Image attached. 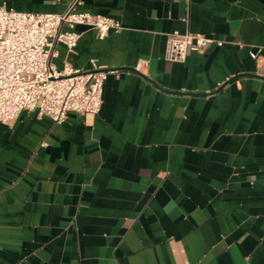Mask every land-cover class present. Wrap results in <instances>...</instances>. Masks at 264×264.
<instances>
[{
    "label": "crops",
    "instance_id": "1",
    "mask_svg": "<svg viewBox=\"0 0 264 264\" xmlns=\"http://www.w3.org/2000/svg\"><path fill=\"white\" fill-rule=\"evenodd\" d=\"M71 0H0L63 12ZM98 113L0 124V264H264V0H84ZM215 39L184 61L169 34ZM223 41L219 44L218 41ZM61 67L66 48L58 44Z\"/></svg>",
    "mask_w": 264,
    "mask_h": 264
},
{
    "label": "built area",
    "instance_id": "2",
    "mask_svg": "<svg viewBox=\"0 0 264 264\" xmlns=\"http://www.w3.org/2000/svg\"><path fill=\"white\" fill-rule=\"evenodd\" d=\"M84 0H71L63 12H30L0 4V124L13 123L24 109L36 110L55 123L66 121L70 112L98 113L103 104L104 84L118 70L98 65L92 69L72 64L86 25L106 38L123 28L121 20L77 7ZM215 39L203 33L173 31L166 58L184 61L190 49L204 51ZM219 44L223 41L219 40ZM58 44L66 48L60 67Z\"/></svg>",
    "mask_w": 264,
    "mask_h": 264
}]
</instances>
